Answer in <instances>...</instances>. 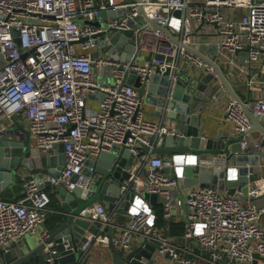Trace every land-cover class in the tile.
Returning <instances> with one entry per match:
<instances>
[{"label":"built area","instance_id":"1","mask_svg":"<svg viewBox=\"0 0 264 264\" xmlns=\"http://www.w3.org/2000/svg\"><path fill=\"white\" fill-rule=\"evenodd\" d=\"M111 9L121 12L110 15ZM233 9L243 11L235 16ZM100 11L107 13L99 15ZM144 14L158 25L149 20L141 23L138 17ZM206 26H211L213 35ZM129 28H134L133 35L119 44L111 41L114 32ZM200 33H209L210 41L218 43L215 60L227 69L229 79H246L249 87L264 82L260 76L264 69V0H0V120L23 113L39 151L50 155L62 142L65 156L59 175L30 176L25 179L23 197H0V250L44 224L51 210L48 185L70 190L90 187L104 173L94 162L87 174L86 160L118 146L129 147L134 156L131 175L121 184L113 208L95 200L83 209L98 229L88 232L81 243L83 253L76 264H89L93 247H109V225L120 248L155 243L157 264H226V259L236 264H264V176L250 181L247 192L243 186L230 193L195 184L179 197L184 166L197 163V154L148 151L144 160L138 155L141 145L153 146L158 136L181 131L170 119L146 116L139 91L126 82V73L134 70L147 82L153 73L167 74L168 97L183 70L218 76L216 67L191 49ZM101 40L119 55L127 51L129 41L136 48L130 59L114 58L99 45ZM244 48L242 62L237 50ZM90 93L103 94L94 109L88 102ZM247 103L264 124V97L249 98ZM225 111L234 121L243 150L251 153L253 147L262 148L251 137L253 122L236 98H231ZM11 120L0 131L11 126ZM118 165L112 162L108 170ZM228 167L226 178L239 179V167ZM131 191L134 194L124 210L122 201ZM145 192L158 194L157 202L167 218L181 205L186 244L158 231L156 210ZM118 210L126 213L124 221L113 219ZM48 235L45 230L41 237Z\"/></svg>","mask_w":264,"mask_h":264},{"label":"water","instance_id":"2","mask_svg":"<svg viewBox=\"0 0 264 264\" xmlns=\"http://www.w3.org/2000/svg\"><path fill=\"white\" fill-rule=\"evenodd\" d=\"M118 12L121 11L111 9L108 13L114 15ZM106 13L100 11L99 15ZM138 19L141 23L149 20L154 25H158L145 14ZM133 33L134 28H129L124 33L114 32L111 41L119 44ZM14 34L21 46L19 30L15 29ZM99 45L104 46L112 57L122 59H130L131 52L136 48L135 43L129 41L125 45L127 51L119 55L112 45H107L102 40ZM191 49L213 64L218 76H214L211 72L198 76L183 70L179 74V80L171 97H168L170 78L167 74L153 73L148 82L142 81L140 75L134 70L128 71L125 75L126 82L138 89L141 98L155 104L158 112L172 119L181 131L178 135L168 133L158 136L153 140V146L141 145L139 158L144 160L148 151L172 155L193 150L198 156V161L184 166V176L179 180V197H184L188 187L195 184L227 189L230 193H234L238 186H243L244 191L247 192L249 182L260 176L262 170L260 154L243 151L238 137L232 139L235 144L233 150L229 151L222 139L206 135L201 128L205 103L209 102L210 96L216 91V88L210 84L212 79L219 78L231 95L242 104L253 122L251 129H260L264 132V124L249 109L247 103L249 99H243L238 94L229 77L215 60L218 43L210 41V34L203 33ZM208 51L212 55H209ZM237 52L240 54L241 61L244 62L246 48L238 49ZM102 95V93L89 94L90 97H102ZM63 149L64 144L61 142L51 150L52 154L41 153L33 144L27 127L17 123L15 127L4 128L0 131V181L4 185L24 184L25 179L30 176L42 179L44 172L59 175L65 162ZM133 161L134 156L130 148L118 146L111 151H102L95 159H87V174L91 173L89 165L96 162L97 170L104 173L101 179L98 182H92L88 188L78 186L70 190L61 185L58 189L61 208L58 210L60 215L56 221V227L48 229L44 222L45 229L49 232L48 236L43 238L41 234H31L13 241L7 248L0 250V264H76L83 253L81 243L86 240L88 232H95L98 229L97 223L87 217L88 212L82 213L83 209L97 199L104 200L108 208H113L115 201L119 198L121 184L131 175L130 168ZM231 161L240 165L239 179L226 178ZM112 162H119V165L108 170ZM170 169L165 167L166 171ZM133 194V191L126 194L122 201V209H127L129 198ZM145 196L150 197L152 202H157L156 192H145ZM107 233L111 264H148L152 258L155 243H148L146 246L137 245L126 250L114 243L111 225L108 226ZM255 255L258 256L259 253L256 252ZM88 257L83 260V263L87 262ZM225 262L236 264L230 259H226Z\"/></svg>","mask_w":264,"mask_h":264},{"label":"crops","instance_id":"3","mask_svg":"<svg viewBox=\"0 0 264 264\" xmlns=\"http://www.w3.org/2000/svg\"><path fill=\"white\" fill-rule=\"evenodd\" d=\"M202 1V0H197ZM243 9H233V14L235 16H238ZM211 26H206L205 29H209L210 32H212ZM214 32H212L213 35ZM203 33H200L198 36L199 39ZM209 55H212L210 51H208ZM147 54H142V57L146 56ZM224 73H227V69L225 67H222ZM227 75V74H226ZM260 76L264 78V69L260 72ZM231 82L233 83L236 91L243 99H253L257 96H263L264 97V82L263 83H257L251 85V87L248 86L246 79H239L238 81L231 79ZM215 88L216 91L210 96L209 102L205 103V107L203 109L202 113V124L201 128L204 131V133L208 136H213L216 139H222L224 143H226V148L229 151L233 150L234 142H232V139L236 138L235 134V125L234 121L227 118L225 107L230 102L231 98L233 97L231 93L228 91V89L225 87L224 84H222L221 80L218 81V79H212L211 83ZM241 84H245L247 89H244L241 87ZM159 85L160 82H159ZM89 105L91 107L96 108L98 106V97H91L89 100ZM141 107L144 109L146 116L156 119V120H162L170 119L169 117H164L162 113L158 112L157 106L151 102L145 101V99H142ZM12 119V120H11ZM10 118H4L0 120V126L8 123L11 120L10 125L12 127L17 126V123H21L25 127L28 125V121L26 116L19 112L15 113L13 117ZM171 122L175 123L172 119H170ZM250 135L253 139L259 141L262 143V148L253 147L251 153H258L261 156V163H262V170L260 171V176H264V132L260 129H252L250 132ZM239 139V138H238ZM240 141V139H239ZM244 151V150H243ZM60 152V151H58ZM188 152H194L188 151ZM162 155H167L166 153L156 152ZM230 166H238L239 164L230 162ZM47 189L49 190L52 200L50 203L51 210L49 211V214L45 220V223L47 225L48 229H54L56 227V221L59 218L60 211H58L61 208V199L59 196V191L57 186H51L48 185ZM178 191V189H177ZM24 195V184H18V183H8V184H2L0 181V197L6 198V199H20ZM99 200V199H97ZM104 201V200H101ZM153 206L156 210V205H161L160 202H153ZM181 212L182 208L181 205H178L177 209L173 211L174 215L170 216L168 219V223L164 228L161 226H158L156 221V226L159 232H162L166 236L172 238L175 242H177L180 245H184L187 243V239L184 237V225L185 222L183 219H181ZM112 217L115 221H124L126 217V213L122 210H118L112 214ZM157 220V219H156ZM264 221V219H263ZM45 223L38 226L35 233H32L33 235L42 234L45 229ZM31 235V234H30ZM27 236H29L27 234ZM104 248V247H103ZM99 246L93 247L91 254L92 256L89 258L88 263L89 264H97L98 263V254H101L100 252L103 251ZM159 258V257H158ZM111 261V259H110ZM157 256L153 255L148 264H157Z\"/></svg>","mask_w":264,"mask_h":264},{"label":"rangeland","instance_id":"4","mask_svg":"<svg viewBox=\"0 0 264 264\" xmlns=\"http://www.w3.org/2000/svg\"><path fill=\"white\" fill-rule=\"evenodd\" d=\"M241 87L243 88V90L244 89H247L246 88V85L245 84H241ZM29 236H30V234H28ZM103 247H105V248H103ZM103 247H101V249H103V251H101V249H100V253L101 254H98L97 256H98V263H102V262H108V264H111V261H110V259H111V256H110V254H109V250H108V246H103ZM92 256V255H91Z\"/></svg>","mask_w":264,"mask_h":264},{"label":"trees","instance_id":"5","mask_svg":"<svg viewBox=\"0 0 264 264\" xmlns=\"http://www.w3.org/2000/svg\"><path fill=\"white\" fill-rule=\"evenodd\" d=\"M156 219L158 226H161L162 228H164L168 223V219L165 218L163 208L160 205H156Z\"/></svg>","mask_w":264,"mask_h":264},{"label":"bare ground","instance_id":"6","mask_svg":"<svg viewBox=\"0 0 264 264\" xmlns=\"http://www.w3.org/2000/svg\"><path fill=\"white\" fill-rule=\"evenodd\" d=\"M179 159H182L181 157H179Z\"/></svg>","mask_w":264,"mask_h":264}]
</instances>
